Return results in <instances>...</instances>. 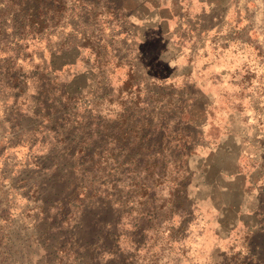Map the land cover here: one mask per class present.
<instances>
[{"label": "rangeland", "instance_id": "rangeland-1", "mask_svg": "<svg viewBox=\"0 0 264 264\" xmlns=\"http://www.w3.org/2000/svg\"><path fill=\"white\" fill-rule=\"evenodd\" d=\"M88 1L54 58L0 0V264H264V0ZM120 133L160 184L139 200L124 168L113 244L71 184Z\"/></svg>", "mask_w": 264, "mask_h": 264}, {"label": "trees", "instance_id": "trees-1", "mask_svg": "<svg viewBox=\"0 0 264 264\" xmlns=\"http://www.w3.org/2000/svg\"><path fill=\"white\" fill-rule=\"evenodd\" d=\"M26 1L25 4L22 3L20 5V8L26 7V10L28 11V20L26 24V28H28V35L31 36L32 39H35L40 33H44V35L48 38L47 41V47L49 50V53L52 55V57L55 58V51H61L63 53H71L73 51H76L75 49H68L66 50V42L61 44H53L51 41H49V37L54 34V31L57 30L58 27L62 28L66 25L65 20H72L73 11L70 13L68 10H70L69 7V1L70 0H24ZM80 1V4L82 5H88L90 4L88 0H78ZM72 8V7H71ZM120 7L119 6H113L111 8H108V12H111L114 17H117L118 14L120 16ZM114 20H117L115 18ZM63 21V22H62ZM121 28V27H120ZM62 33V32H61ZM60 35V34H59ZM72 34L68 35L71 36ZM86 40V43H89L90 38L84 37ZM52 44V45H51ZM76 44V43H75ZM85 47H87L85 45ZM52 66H54L53 62L51 63ZM129 82V80H128ZM127 82V84H128ZM81 129H79L77 132L80 133ZM104 133L106 131L103 129ZM111 136V135H110ZM125 135H122L121 133L117 135L116 137H112V140L109 141L108 149L103 150V155L99 158L97 151H95L94 148H90L88 146V154L85 155V157L82 159L81 164H78V166L74 169V173L76 171V181L71 184V186L74 189L75 194V202L73 205L75 206L76 214H73L72 216L75 218H79L81 216L82 209L85 206H93V208L97 205H95L96 200L100 199V204L96 209H104L106 212V215H101V219H103L102 224L103 228L106 229V233L108 234V239L112 241L113 244L119 240V236L116 235V233L113 230V219L108 218L109 213L113 211V205L115 204V200L117 199V191L120 189V186L124 183V178L122 177L124 168L132 167V170L130 171V175L133 177L131 182V188H134L132 191L137 192V195L141 196L139 197V200L147 199V201H151L150 194L152 192L155 193L156 187H158L159 179L153 178V175L147 173L146 177L142 180L137 181V177L133 174H135V168L138 164H140V161L137 160L135 155V151L142 150V145L139 143L133 142L130 145L131 152L128 151L125 153L126 145L123 143ZM136 138V137H134ZM62 145L64 146L63 139H62ZM182 147V146H181ZM110 149V150H109ZM146 150L148 153H150V149L148 146L146 147ZM68 151V149L64 150ZM152 157L154 156H161L160 152L153 153ZM96 156L98 157V160H95ZM125 158V159H123ZM127 158V159H126ZM153 159V158H152ZM151 157L148 160H152ZM161 161L164 160L160 158ZM160 161V162H161ZM179 159L177 157L174 159V163H179ZM161 163H164L162 161ZM160 163V164H161ZM146 166L149 167H155L157 163L155 162L153 165H150L149 162H145ZM164 167V165H163ZM96 170L97 175L93 173V171ZM99 171V172H98ZM150 171V170H146ZM98 174H101L98 176ZM149 174V175H148ZM179 178H176L175 180L171 181L174 183ZM100 184L107 185L103 188L102 191H99V188L93 189V187H100ZM160 184V183H159ZM162 184V183H161ZM178 184H174L175 188H177ZM125 188V187H124ZM122 189V188H121ZM172 190V188H171ZM172 199H174V194H170ZM136 196L134 197V199ZM104 200V201H103ZM121 202V201H120ZM118 208L121 207V203ZM101 207V208H100ZM181 212L183 211L182 208H180ZM116 211V210H115ZM128 215V214H126ZM130 215V214H129ZM128 215V217H129ZM81 219V217H80ZM131 220V219H130ZM134 220V219H133ZM133 221H130V224Z\"/></svg>", "mask_w": 264, "mask_h": 264}]
</instances>
